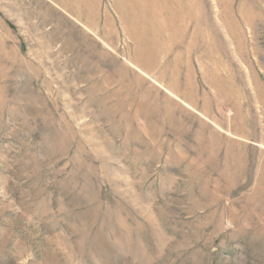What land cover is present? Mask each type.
<instances>
[{"label": "rangeland", "instance_id": "374dc122", "mask_svg": "<svg viewBox=\"0 0 264 264\" xmlns=\"http://www.w3.org/2000/svg\"><path fill=\"white\" fill-rule=\"evenodd\" d=\"M0 264H264V0H0Z\"/></svg>", "mask_w": 264, "mask_h": 264}]
</instances>
